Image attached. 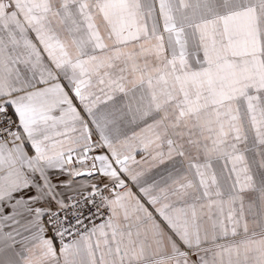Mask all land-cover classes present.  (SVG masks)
I'll use <instances>...</instances> for the list:
<instances>
[{
  "label": "snow or ice",
  "instance_id": "snow-or-ice-1",
  "mask_svg": "<svg viewBox=\"0 0 264 264\" xmlns=\"http://www.w3.org/2000/svg\"><path fill=\"white\" fill-rule=\"evenodd\" d=\"M0 264H264V0H0Z\"/></svg>",
  "mask_w": 264,
  "mask_h": 264
}]
</instances>
